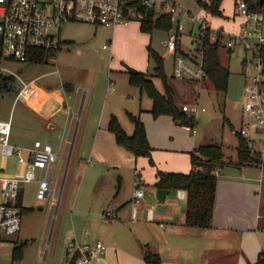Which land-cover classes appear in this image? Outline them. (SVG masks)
<instances>
[{"label":"crops","instance_id":"crops-1","mask_svg":"<svg viewBox=\"0 0 264 264\" xmlns=\"http://www.w3.org/2000/svg\"><path fill=\"white\" fill-rule=\"evenodd\" d=\"M234 1L233 9L230 14H224V16H220L217 20L216 15L211 16L210 20L211 22L213 20L212 24L214 26L223 27L231 31L240 28L242 20L235 15ZM203 10L206 11L205 9ZM132 22H134V20L116 26L110 38L108 49L110 48V58L113 61H111V72H109L110 83L106 89L107 91L110 90L111 93L116 89L117 85L116 76L112 74V70H122L128 74L127 68L132 67L142 72L150 73L149 45H151L153 32L142 31L140 21L137 23L138 25L136 28L133 27ZM62 38L64 44L70 42L74 43L72 40L63 36V33ZM121 38L126 39L125 44H127V38H129L131 40L129 45L133 47H126L123 49L121 45H119ZM133 38L136 40L137 45H135ZM182 44L183 42L180 44L182 50L186 51ZM138 50H140V53H137ZM221 50L225 51V53L232 54V50L227 49L225 46H222ZM85 78L86 82L80 80V78L77 80V84L72 81V78L69 82L74 85V90L70 95L74 97V100L80 98L81 103L78 114H74L73 111L74 101H66L63 97V89L56 88L53 85H51L53 87H50L53 89L51 92L60 95L58 98H51L47 103L49 104L47 108L43 106L42 108L39 107V103L37 102H34L33 106L38 110L30 105L28 106L30 110L38 114L39 117L37 119H40L43 123L42 127H40L43 139L46 130H54L61 122L62 124L64 123V126H67L64 145L66 146V144L74 142L75 138L72 140L68 135L71 136L73 134L75 126L76 132L77 129L80 130V121H77L76 117L80 118L81 115L84 116V107L87 105L90 106L96 91L94 85H87V80L93 82L94 79L87 76H85ZM207 79L209 78L207 77L204 79L203 84L207 85L205 81ZM182 80L184 86L188 88H197V82ZM29 82L30 86L37 84L35 79ZM130 84L139 89L141 99L145 92L142 91L139 86L132 83ZM170 85L174 91L177 85H174L171 81ZM36 86L39 88L44 87L43 84H37ZM19 88H22V84ZM90 92L92 96L89 99ZM2 95L0 97V103ZM174 95V97H176L175 92ZM177 103L182 107L185 104L192 107L187 101H183L182 103L177 101ZM152 106L153 100L151 98L149 104L146 106H141L140 104L137 110L146 126L148 140L153 147L151 152L152 161H150L148 157H137L134 153L120 145L116 141L115 135L108 127V120L107 130L112 132L113 137L107 130H104L101 135L100 143L102 145L109 144L111 153L116 155L117 158L108 161L105 158L106 156H102V163L106 165L111 164L116 170L111 171V168H108V171H102V174L99 176H94L95 172L90 171L87 180L89 187L96 184L95 188L97 189L94 198L99 208L98 211H90L93 216L89 218V222L92 221L97 236L92 239L88 236L87 231L80 233V243L93 245L97 241H103L107 245V249L95 258V264H149L144 259L147 249L159 253L163 260V264H251L257 261L260 253L264 252V250H262L264 244L261 238V227L264 225V203L261 193L263 187L258 183H254V180H251L253 178L251 175L252 171H247L248 166H237L234 164L237 160H234L232 163L218 170L215 208L212 224L209 227H193L186 224L188 200V191L186 189L169 188L170 192L167 194L164 201H159L157 199L156 190L158 186H156L155 183L159 170L184 173L190 172L192 169L191 152L201 145L218 142L212 137L210 140L209 133L201 135L200 131L198 132L195 127L197 122H195L194 126H186L184 124H179L170 114H162L158 117H154L151 112ZM128 111L136 113L133 107L126 108L125 113L127 115ZM112 115L115 114L112 113L111 116ZM1 117L4 119L10 118ZM56 118H58L60 122L57 121ZM121 124L123 125L122 122ZM157 124L160 128L159 132L155 131ZM101 131L102 127L99 125V129H97L96 132L97 139L100 138L99 133ZM126 131L129 133L127 129ZM236 131L235 133L238 134ZM42 138L35 139L43 140ZM33 141L23 147L32 145ZM101 144L100 146H102ZM222 145L224 146V142ZM65 146L62 152L57 150L61 153L63 158L65 156ZM238 146L239 140L237 143V147ZM91 154H93L92 151ZM93 162L94 160L91 157L85 159L86 164H92ZM18 168H20V166H18ZM226 168H239L242 171H224ZM129 169L131 171H124ZM243 169L246 171H243ZM65 172L66 170L63 171L62 176H60L61 179L57 186V203L51 204L49 198L38 199L36 195L38 200L47 201L49 203V209L55 207L56 213L60 207L62 193L69 171L67 170L66 174ZM39 174L41 175L42 171H39ZM84 176L86 177V175L83 174L82 179L84 178L85 180ZM138 177L142 179L145 190L142 198L144 200L141 204H136L137 202L134 200L135 191L133 192V189L129 190V192L127 191L128 187H131L132 183L136 181ZM84 180L82 182H85ZM122 181L124 182L123 187ZM25 184H23L18 197V203L22 209L23 207H27L23 201ZM33 184L35 185L36 194L38 182L34 181ZM80 186L79 190L81 192L83 183L82 185L80 184ZM124 191H126V193H124ZM2 198L1 195L0 200ZM80 210L85 212V210ZM22 213H25L24 210ZM21 229L18 233L14 234L17 236V238L14 239H19ZM14 235L7 236L6 234L0 233V243L6 241V239H8L7 237H12Z\"/></svg>","mask_w":264,"mask_h":264},{"label":"rangeland","instance_id":"rangeland-1","mask_svg":"<svg viewBox=\"0 0 264 264\" xmlns=\"http://www.w3.org/2000/svg\"><path fill=\"white\" fill-rule=\"evenodd\" d=\"M179 1L194 14L204 13L209 19L213 15L203 10L200 0ZM233 1H222L221 8L224 14H230L232 12ZM259 1L254 0L253 2L257 3ZM218 18L220 16H217L216 20ZM132 23L133 27L136 28L139 21L134 20ZM113 30V27H96L91 23L69 22L63 27L62 33L63 36L72 40L74 43L64 44L57 54L49 57L47 62L28 64L5 58L0 60L1 66L10 68L13 73L17 72L25 82L35 79L37 84L44 85L42 88L37 87V84L29 85L22 92V95L17 98V92L20 89L19 87L22 81L20 78L15 77L16 82L14 83L13 90L6 91L2 95L0 103L1 116L7 118L12 117L13 130L11 140L18 148L30 144L35 138H42L40 127H42L43 123L40 119H37L39 117L38 114H35L28 106L30 105L35 108L33 104L37 102L39 103V107L42 108L43 106L47 108L49 106L47 103L50 99L58 98L60 95L51 92L53 89L50 87L62 88L63 97L66 101H74V114H78L80 111V98L74 100V97L69 92H66L64 83L70 82L71 78L75 84H77L79 78L86 82L85 76H87L94 79L93 82L87 80V85H94L96 87L92 103L90 106L87 105L84 107V116L81 115L80 118L76 117V120L80 121V130L77 129L76 132L75 126L73 134L71 136L68 135L72 140L75 138L74 142L68 143L66 146L64 145L67 126H64V123L62 124L58 118H56L60 122L58 126L52 131L46 130L44 139L42 138L46 142L51 143L59 152H62L65 146L64 163L61 168L62 173L66 170L67 159L72 148L70 166L68 167L69 173L58 212L56 213L55 207L49 209V203L47 201H40L36 198V190L33 182L25 184L23 201L27 207L33 209L23 214V223L19 239H14L17 238L14 235L7 237L8 239L6 241L0 243V264H69L66 245L69 238H76L80 242V233L85 231L88 232V236L92 239L97 236L92 221L89 222V218L93 216L90 211L95 212L99 208L94 198L97 188H95L96 184L89 187L87 179L90 171L95 172L94 176H99L102 174V171H108V168H111V171L116 170L113 165L102 163V156H106L105 158L108 161L117 158L116 155L111 153L109 144L102 145L100 143L102 132L108 129L107 122L110 120L111 114L114 113L129 133H133L134 124L129 117V113L131 112L128 111L127 115L125 113L126 108L133 107L136 113H132L139 115L137 110L140 104L141 106H146L151 101V98L145 91L140 99L139 89L129 83L128 74L122 70H112V74L116 76L117 85L112 93L110 90L107 91L106 88L110 83L109 72H111V61L113 60L110 58V48L106 49L103 46L104 44L110 43ZM168 36V31L155 29L152 33L151 46L164 58V68L169 83L171 81L174 85H177L174 90L176 100L179 103L183 101L189 102L193 109L197 107L206 108L205 112H199L198 114L192 112L197 122L195 127L198 132L200 131L201 135L209 133L210 140L212 137L218 144H223L224 142L226 159L233 162L237 159V143L239 140L235 131L240 129L241 121L244 117V83L246 78L255 73L253 63L250 61L251 52L245 51L240 45H237L236 49L232 50V54L225 53V51L221 50V61L230 70L229 83L226 90H217L210 79L205 80L207 85L203 84V80L201 82L197 81L196 89L193 87L188 88L184 86L182 79H175L173 76V54L168 52V47L165 45ZM193 39L186 32L181 35L182 45L186 51L195 52L196 47ZM133 41L137 45L134 38ZM125 42L126 39L121 38L119 45L123 49L133 47L129 45L131 42L129 38H127V44ZM137 53H140V50ZM149 62V70L157 88L161 92H165L162 77L154 75V59L150 57ZM2 71L8 73L7 70ZM184 80L190 79L184 78ZM89 94L88 98L90 99L92 96L91 92ZM99 125H101L102 131L99 133L100 138L97 139L96 132L99 129ZM107 131L113 137L114 133L112 134L110 130ZM155 131H160L158 124ZM236 132L239 133L238 131ZM91 151L93 154H91ZM89 157L94 160L92 164L85 163V159ZM137 157H148L150 161L153 160L152 156L141 155ZM3 160V157L0 156V163ZM5 162L6 173H14L17 171L19 165L16 157L7 158ZM57 167V165H54L55 169ZM224 171L242 170L239 168H226ZM243 171L246 170L243 169ZM247 171H252L251 175L253 178L251 180H254V183H258L263 187L261 193L264 203V166H248ZM83 174L86 175V177L84 176L85 180L84 178L82 179ZM81 179L85 182H82ZM137 179L143 186L142 179L140 177ZM134 182L131 187H128V192L131 189H133V192L135 191ZM82 183L83 188L80 192V184L82 185ZM123 183L122 181V187ZM1 195L2 190L0 187ZM143 200L141 199L136 204H141ZM80 209L85 210V212H82ZM261 238L264 244V225L261 227ZM22 241H28L24 246L23 256L14 259V246ZM262 250H264L263 246Z\"/></svg>","mask_w":264,"mask_h":264},{"label":"built area","instance_id":"built-area-1","mask_svg":"<svg viewBox=\"0 0 264 264\" xmlns=\"http://www.w3.org/2000/svg\"><path fill=\"white\" fill-rule=\"evenodd\" d=\"M234 4L235 15L242 22L238 30L231 31L214 26L204 14L192 13L179 0H0V60L5 58L27 63L31 48L48 49L57 54L64 44L62 29L69 22L115 28L132 20L141 22L145 15L143 9L153 8L157 13L169 15L174 22L165 45L173 54L175 78L195 82L207 78L202 49L207 35L227 49L235 50L240 45L251 52L250 61L255 73L245 79L244 117L238 132L247 139L251 154L259 155L264 161V11L251 8L247 0H235ZM184 32L194 38L195 52L182 50L180 44ZM103 47L108 48L109 44ZM0 73L20 78L22 88L17 93L18 98L30 84L10 68L0 65ZM183 110L194 116L192 112L198 114L206 108L193 109L185 104ZM12 127V118L4 119L0 115V156L4 159L0 163L3 197L0 200V233L7 236L18 233L22 227L23 213L18 197L23 184L37 181V198H49L51 204L57 203L56 190L64 163L63 156L54 146L41 139H35L30 146L18 148L11 140ZM197 153L200 154L199 151ZM13 157L17 158L20 168L14 173H6L5 161ZM54 165L58 166L57 169ZM39 171H42L41 175ZM144 191L137 179L135 202L143 198ZM106 249L103 241L89 245L69 238V264H95V258Z\"/></svg>","mask_w":264,"mask_h":264},{"label":"trees","instance_id":"trees-1","mask_svg":"<svg viewBox=\"0 0 264 264\" xmlns=\"http://www.w3.org/2000/svg\"><path fill=\"white\" fill-rule=\"evenodd\" d=\"M223 0H200L201 5L207 12L216 16H224L221 8ZM250 7L264 11V0L255 3L254 0H247ZM144 18L141 20V29L152 33L155 29L170 31L174 27V22L167 14L157 13L153 8L143 9ZM221 43L212 41L209 35L202 43L204 54V64L207 77L212 81L217 90H226L229 83L230 70L221 61ZM150 57L155 61L154 75L162 77L165 92H161L150 73H145L132 67L127 68L130 83L139 86L153 100L151 109L154 117L162 114H170L179 124L194 126L195 116L183 110L175 97L174 91L169 83L165 68L164 58L151 45H149ZM55 51L43 48H31L28 51L27 63H45L49 57L54 56ZM15 76L0 73V95L14 88ZM66 92L74 90L72 83H64ZM129 117L134 124V132L129 134L121 124L119 118L112 115L108 127L114 133L116 141L136 156H151L152 145L147 136L146 126L139 115L129 113ZM237 161L235 165L262 166L264 161L257 155L251 154L248 141L240 133ZM200 152V154L197 153ZM192 169L190 172H169L159 170L157 181L158 187L178 189L183 188L188 191L186 224L193 227H209L212 224V217L215 208L216 188L218 182L217 170L232 163L226 159L224 146L218 143H210L199 146L191 152ZM32 210L23 207L22 212ZM28 241L19 242L14 246L13 258L18 259L23 256L24 246ZM144 259L149 264H163L159 253L147 249ZM251 264H264V252H261L257 261Z\"/></svg>","mask_w":264,"mask_h":264},{"label":"water","instance_id":"water-1","mask_svg":"<svg viewBox=\"0 0 264 264\" xmlns=\"http://www.w3.org/2000/svg\"><path fill=\"white\" fill-rule=\"evenodd\" d=\"M0 42H2V39H0ZM71 151H72V148L70 150V154L68 156V159H67V164H66V172L65 174L67 173V170H68V166L70 164V159H71ZM65 180V178H64ZM170 192V189L169 188H164V187H158L157 190H156V195H157V199L159 201H164L167 194Z\"/></svg>","mask_w":264,"mask_h":264}]
</instances>
